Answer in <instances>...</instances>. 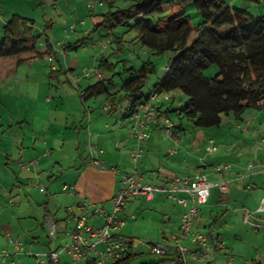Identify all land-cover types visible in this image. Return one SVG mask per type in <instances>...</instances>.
Returning a JSON list of instances; mask_svg holds the SVG:
<instances>
[{"label": "crops", "instance_id": "1", "mask_svg": "<svg viewBox=\"0 0 264 264\" xmlns=\"http://www.w3.org/2000/svg\"><path fill=\"white\" fill-rule=\"evenodd\" d=\"M21 59L22 57L16 56L0 60V86L5 87L21 69L24 70V65L29 66L31 71H36L38 68L35 60L20 62ZM59 64L60 68H56L54 74L59 73L57 79L60 78L58 82L61 86L68 84V78L65 80L62 76L70 75L73 82H71L72 90H61L59 101L53 96L44 100L45 104L54 102V100L55 103H58L56 109L51 107L45 119L40 116L41 113L45 115L46 112L44 114L39 110L42 103L38 96L28 95L27 107L24 106L23 111H19L20 113L24 112V114L21 113L20 123H28V120L33 116V125L36 128L33 131L35 132L32 131L29 136L21 128L20 133L17 132L20 137L15 133L14 137L4 139L6 130H3V136L0 138L4 140L0 141V252L7 251L11 255L10 261L17 256L20 259V264H40L33 260L35 255L46 257L51 251L60 247V241L67 240L66 232L72 231L75 226L74 216L83 213L82 202L84 200L110 212L112 199L120 186L119 173L137 170L152 185H163L175 175H181L177 172L181 170V165L177 166L176 162L170 164L162 162L163 151L160 150L158 139H153L152 134L145 144L144 157L141 158L135 169L131 160L135 143L129 136L130 125L125 134L117 129V136L108 145H105L100 130L102 125L109 130L111 126L107 122L102 124L104 118L101 121L97 119L99 111L93 115V107H91V104H94L98 106L96 109H100L101 105L99 106L98 102H95L96 98L86 102L81 98V92H85L89 86L95 84L89 81L93 75L82 79L77 84L75 77L79 76L76 72L78 67L75 68L74 63L70 65L67 63V68L61 61ZM94 68L102 72V69H99L97 65ZM86 80L89 84L85 83ZM174 95L175 98L169 103L178 102L176 104L179 108L185 97L181 92H175ZM4 97H6L5 94ZM4 97H1L0 100L6 103L9 98ZM126 103L128 104L129 101L117 104L113 112H105V110L101 112L117 117L119 113L117 110L124 107ZM107 105L112 106L106 99V104L101 108ZM6 106L0 104L1 110L6 112ZM32 107L35 110L38 109L39 113L35 111L36 114L33 115L29 111ZM168 109L173 110L170 104H164L161 107V112L165 113ZM258 111L262 115L264 107L262 111ZM164 116L159 124L152 127V132H158L157 134L160 135L165 130ZM121 117L123 118L124 115ZM87 119L88 125L84 126ZM118 120L117 117L116 122ZM238 128L244 132L248 145H240V147L237 145L239 150L234 148L232 151L234 154L229 157L221 154L216 155L214 164L204 165L193 170L192 174H186L193 175L201 172L207 175L211 182H229L230 191L227 195H223L218 189L212 190L208 204L200 210L194 226L195 231L212 234L210 244L215 251V264H230V259H232V264H249L245 258L238 262L239 259L226 253L228 237L233 235L234 240L238 243L235 244L234 251L243 253L245 247H243L242 241L254 236L243 227H238V231L231 230L226 234L222 227L227 219L229 221L231 209L241 205L242 210H235V213L240 216L243 226L252 231L264 233V230H254L243 220L245 212L256 210L264 197V116L248 119L246 122H242ZM173 137L175 136L173 135ZM157 138L160 137L157 136ZM90 140L96 141L95 145H91V149H97L96 156L106 163V169L96 167L91 163L93 153L88 147ZM83 150L85 155L81 154ZM88 153L90 156H87ZM171 153L174 152L171 151ZM217 153L219 154V149ZM86 156L87 158H85ZM232 158L235 160L230 162ZM224 159L227 160L224 161ZM31 161H37V165L35 167L21 166V163ZM227 164L231 165L228 171L217 169L219 165ZM110 167H117L119 173H115ZM65 186L74 187L75 192L69 194L65 191ZM27 187L32 188V194L27 192ZM37 191L43 194V198L37 196ZM44 196H47V199ZM41 205L44 208L43 212L41 208H38ZM182 212V207L163 195H159L152 202H148L143 196L136 197L126 204V212L123 217L125 225L119 234L137 239L142 243L168 241L171 235L179 231ZM47 217L53 218L57 223L58 235L55 241L49 236L45 224ZM91 222L100 227L104 220L94 217ZM204 230L209 232H204ZM143 231H146L147 234L141 236L139 233ZM8 235L16 242L23 243V248L17 250L15 245L10 242ZM103 248L102 245L98 246L100 250ZM144 248L146 247L141 244L134 248L132 253H142ZM175 255L178 256L177 253ZM261 257L264 258V255ZM189 259L191 260V257ZM256 261H259L258 264H263L260 259ZM62 263L67 264L63 261ZM0 264L8 263L0 261ZM157 264H178V262L165 261ZM190 264L196 263L191 262Z\"/></svg>", "mask_w": 264, "mask_h": 264}, {"label": "rangeland", "instance_id": "2", "mask_svg": "<svg viewBox=\"0 0 264 264\" xmlns=\"http://www.w3.org/2000/svg\"><path fill=\"white\" fill-rule=\"evenodd\" d=\"M160 1L164 3L162 5L165 7L166 15L185 13L191 20L193 26L198 27L201 23L202 17L193 5L185 4V6L180 8L177 4L178 0ZM116 4L115 6L118 7L125 5L124 1ZM230 4L232 7L241 8L250 12L255 15V17L259 16V18H264L263 0H260V2L256 0H232ZM109 10H111L109 0H0V45L2 44L3 28L5 24L11 20L14 15H19L29 19L28 24L33 27V34L36 38V50L41 53H46L51 49L52 53L51 56L35 60L38 67L36 71H31L28 68L29 66L24 65V70L21 69L12 79L10 78L11 81L5 87L0 86V96L4 97L5 94L6 97L4 98H9L7 102L6 99H4L6 103L0 100V104L4 107L6 105L10 107L6 106V112L0 108V138L3 136V130H6L5 137H3L4 139H9V137L17 132L20 133L21 128L29 136L32 134L33 130H36L33 125V116L28 120V123H20V116L24 114V112H21V114L19 111H23V108L27 107L28 95L38 96V99L42 103V105L39 106V110L44 114L46 112L45 115L41 113L40 116L45 119L51 107L56 109L58 103H55L54 100V102L45 104L46 102H44V100L53 96V98L56 97L57 101H59L61 90H72V79L70 75L62 76L65 80L68 78V84L66 86L62 84L61 86L58 82L60 78L58 77L57 79L59 73L54 74L56 73L55 69L60 68V61L65 68H67V63L69 65L74 63L76 65L74 67H78L76 72H78L80 76L84 69L90 70L93 69L95 65L99 66L102 58L109 60L110 63L116 65L114 73L112 74L103 70L102 73L105 77L113 76V84L115 85L113 89L115 91L121 87L123 75H127L124 74L125 67L134 66L139 69L144 62L152 61L155 64L156 72L149 77L143 89V94L148 95L152 91V88L158 84L163 74H165L166 66L169 64L173 55L167 54L164 56H157L152 54L149 52V49L147 50L142 46L137 38V34H135V32L133 33V31L125 33V31L119 29L116 30L115 33H112L111 30H107L102 23L104 14ZM196 36L197 34L194 33L193 38H196ZM117 37L123 38L122 51H118V44L116 43ZM97 57L98 59L96 60ZM205 73L207 76L212 77L219 72L216 67H213ZM89 81L97 83L101 81V79L92 76ZM85 83L89 84L87 80ZM122 95L123 94H119L117 96L116 102ZM183 100L186 101V98ZM95 102H98V105L102 107L106 104V99L98 98L95 99ZM109 102L113 105L115 104L114 101ZM176 103L178 102H173L172 104L168 103L171 105V109H173L170 118L175 137L170 136L166 130H163L160 135L157 134L158 132L152 131L150 134H152L153 139H158L160 150L163 151L162 162L167 164L176 162L177 166L181 165V170L177 171L181 175L192 174L193 170L195 171L204 165L214 164L216 155L219 156L221 154L222 156L229 157L234 154L232 152L234 148H236L237 151L239 150L237 145H239V147L240 145H248V142L245 140L244 132H242L238 126L248 119L252 120L257 116H264V113L261 115V112L257 109L248 108L241 120L237 119L233 114L225 115L223 116L221 126L202 129L197 128L193 122L189 121L187 118L182 117L181 119V116L174 111L178 109V104ZM127 106L128 104L126 103L124 107L117 110L119 112L117 116L119 120L116 122L117 117L115 115L102 114L101 111H103L104 108L99 107L100 109H96L98 106L91 104V107H93L92 114L94 115L99 111V117L97 116V119L101 121L104 118V123L102 124L107 122L111 126L109 130L102 125V129L100 130V135L104 137L103 141L105 145H108V143L117 136V129H120L125 134L127 127L129 125L131 126L132 117H121L125 114ZM114 107H116V105H114ZM29 111H31L33 115L39 113L38 109L35 110L34 107ZM35 111L37 112L35 113ZM86 125H88V119L84 122V126ZM181 125L184 130L177 128ZM19 133H17L16 136L20 137ZM157 136L160 138H157ZM210 139L216 141L219 154L216 152L207 156L206 146ZM0 141L4 140L0 139ZM95 144L96 141L91 140L88 143L91 153L93 150L91 149V145ZM171 151L174 153L170 154ZM81 154L85 155L86 153L83 150ZM87 156H90L89 153ZM87 156L85 158H87ZM226 160L227 159H224V161ZM230 160V162H233L235 159L232 158ZM31 190L32 188L27 187V192L29 194H32ZM36 193L37 196L43 198V194H40L38 191ZM44 197L47 199V196ZM46 199L44 200L45 203ZM38 208H41L43 212L44 208L42 205L38 206ZM235 210H242L241 205H239L238 208L236 206L234 209H231L229 221L227 219L225 221L226 223L224 222L222 228L225 229L226 234L231 232V230L238 231V227H243V229H247L248 233L254 236L253 238L250 237L251 239L246 238L242 241L243 247H245L243 253L234 251L236 248L234 246L238 243L234 240L233 235L230 236V238L228 237L226 253L239 259L238 262H240V259L245 258L249 264H258L259 261L257 262L256 260L260 259V262L264 264V258L261 257L264 255V233L252 231L243 226L242 220L240 216L235 213ZM204 232L208 233L209 231L204 230ZM139 234L144 236L147 232L143 231ZM65 242L66 241L61 240L60 245H64ZM60 259L67 264H82L73 262L66 254H62ZM160 259H162V257L152 255L148 249L144 248L138 263L159 261ZM33 260L36 262L44 261V264H50V259L47 256H41L38 259L34 256Z\"/></svg>", "mask_w": 264, "mask_h": 264}, {"label": "trees", "instance_id": "3", "mask_svg": "<svg viewBox=\"0 0 264 264\" xmlns=\"http://www.w3.org/2000/svg\"><path fill=\"white\" fill-rule=\"evenodd\" d=\"M121 1H124V6H115ZM230 1L178 0L180 8L191 4L202 17L199 26L195 27L185 13L166 15L164 3L160 0H109L111 10L104 14L102 23L107 30L112 33L119 29L125 33L133 31L142 46L152 54L173 56L165 74L148 95L143 94V89L151 74L156 72L152 61L144 62L139 69L125 67L124 74L127 75H123L118 90L113 89V76L105 77L89 86L81 98L85 102L92 98H105L108 102L114 101L116 106L129 101L123 117L127 118L132 117L153 93L181 92L187 100L182 101L174 111L181 119L187 118L202 129L221 126L225 115L233 114L241 120L248 108L262 111L264 18L232 7ZM28 21L25 17L14 15L5 24L0 60L20 56V62H24L52 55L51 49L46 53L36 50L33 27ZM194 33L196 38H193ZM117 38L118 51H122L123 38ZM115 66L102 58L98 68L113 74ZM213 67L219 73L207 76L205 72ZM119 94L123 95L116 102ZM112 108L110 112L115 107ZM172 112L168 109L163 113L171 120ZM177 128L184 130L182 125ZM208 236L212 238L211 233ZM175 254L174 251L170 257H162L158 262L177 261L180 264L179 256ZM141 255L130 253L117 264L158 263H138Z\"/></svg>", "mask_w": 264, "mask_h": 264}, {"label": "built area", "instance_id": "4", "mask_svg": "<svg viewBox=\"0 0 264 264\" xmlns=\"http://www.w3.org/2000/svg\"><path fill=\"white\" fill-rule=\"evenodd\" d=\"M264 2V0H263ZM105 79L103 73L94 68L84 69L80 76L75 77V82L80 83L82 79L90 76ZM85 92H81V96ZM175 98L174 93H153L149 100L139 106L132 116V124L129 129V136L135 143V148L131 153L132 164L137 168L141 158L145 154V144L150 139V132L154 125L159 124L163 112L161 107L171 102ZM112 106L104 107L105 112L111 111ZM165 130L173 136L172 121L164 116ZM264 140V136H263ZM218 147L214 139H210L206 146L207 156L217 152ZM93 158L91 163L99 168L106 169L104 161L96 156L97 149L92 150ZM37 161L21 163L22 167H35ZM115 173H119L117 167H110ZM231 165H219V171H228ZM120 188L112 199L111 211L103 207L93 205L87 200L82 202L83 213L75 217V226L72 231L66 232V242L64 245L51 251L47 257L53 264H63L62 254H66L73 262L89 264H117L128 257L134 248L139 245L146 247L152 255L169 256L173 251L179 256L180 264H215V251L210 244L207 234L195 231L194 226L199 216L200 210L208 204L209 197L213 189H218L223 195L230 191L229 182H211L207 175L197 172L193 175H175L165 185H152L144 177L134 170L129 173L120 174ZM74 187L65 186L64 189L69 194L75 192ZM159 195L165 196L183 208L180 218L179 231L171 235L168 241H152L142 243L137 239L125 237L119 231L125 225L126 204L130 200L143 196L148 202L154 201ZM99 217L104 220L102 226L97 227L91 220ZM134 219V217H132ZM244 223L254 230H264V197L259 207L254 210H247L244 214ZM45 224L48 228L50 238L55 241L58 235L56 221L47 217ZM8 238L17 250H21L23 243L15 241L10 235ZM102 245V250L98 246ZM11 255L7 251L0 252V261L8 264H20V259L16 256L9 260ZM38 259L40 255H35ZM191 257V260L189 259ZM40 264H44L43 261ZM232 264V259H230Z\"/></svg>", "mask_w": 264, "mask_h": 264}]
</instances>
